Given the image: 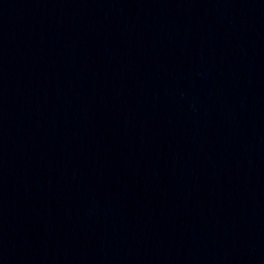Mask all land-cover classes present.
<instances>
[{"label": "water", "instance_id": "1", "mask_svg": "<svg viewBox=\"0 0 264 264\" xmlns=\"http://www.w3.org/2000/svg\"><path fill=\"white\" fill-rule=\"evenodd\" d=\"M0 264H264V0H0Z\"/></svg>", "mask_w": 264, "mask_h": 264}]
</instances>
